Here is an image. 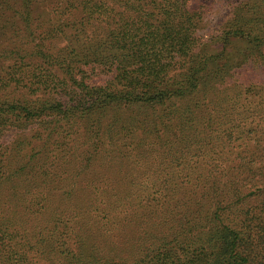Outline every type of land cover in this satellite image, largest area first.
<instances>
[{
  "label": "trees",
  "instance_id": "1",
  "mask_svg": "<svg viewBox=\"0 0 264 264\" xmlns=\"http://www.w3.org/2000/svg\"><path fill=\"white\" fill-rule=\"evenodd\" d=\"M48 1L0 0V34L70 42L46 48L45 35L4 53L19 54L0 67V264H264V110L241 100L264 102V81L239 84L264 73V0H55L50 19ZM216 4L219 35L198 54L195 34ZM65 143L74 168L50 185L68 181V198L51 211L78 219L63 242L70 213L53 225L41 216L45 150ZM102 203L101 223L89 213ZM30 214L41 220L25 243Z\"/></svg>",
  "mask_w": 264,
  "mask_h": 264
},
{
  "label": "rangeland",
  "instance_id": "2",
  "mask_svg": "<svg viewBox=\"0 0 264 264\" xmlns=\"http://www.w3.org/2000/svg\"><path fill=\"white\" fill-rule=\"evenodd\" d=\"M49 2L48 5V9L45 11V13L42 12L43 17H47L48 19H50V17L55 18V14H56V10H58L60 8V6H62V3H59L58 5H56V1L52 0L51 2ZM225 9L220 5V4H216L213 9L208 13V15L205 17V19L201 22V25L199 27V30L196 32L195 36L197 38L200 39L201 41V45L199 48V53H202V50L204 48H207L205 44H202V42H206L208 45L211 44L209 41L210 39L215 38L217 35V29L221 28L220 25V20L221 18H219L220 16H222L224 14ZM75 18V8L72 9V11L68 14H66L65 16H63V20H72L71 18ZM222 22V21H221ZM7 32H9L8 34H0V67H6V68H10V66L14 65L15 59L17 58L15 56H17L16 51H14L12 54H10V57L7 54H4L5 52L7 53V50H11L12 48H18L19 49V44L21 43L23 46L22 48H26V49H31V46L34 45L35 43H37L40 39V37H43L45 35H47V46L46 48H52V49H62L65 48L66 45H70L69 39L66 37H63L62 34H36L34 36H36V38H32V37H28L29 34H13L12 31L7 30ZM71 36H74V34H70ZM32 40V41H31ZM207 40V41H206ZM51 44V45H50ZM26 49H22L24 52H26ZM22 51L21 54H24ZM26 54V53H25ZM2 58H8L5 61L1 60ZM240 82L239 84L243 83V84H251V83H261L264 81V73H261V69L260 68H252V70H249L248 72H244L239 76ZM255 95V93H252L250 95L249 98H253ZM249 104H251V106L253 108H260L259 111L262 109L264 110V102L262 101H250V99L248 100H244L241 99ZM20 127V126H19ZM18 128L13 125V128H11L10 132L7 134V136H5L3 143L4 145L2 146V148H5L7 150H9V148L13 145L12 141L15 138V136H17L19 134V132L21 130H19L18 132ZM17 134V135H15ZM55 148V150L50 151L51 149ZM240 148L239 146H235V148L233 149V152H237ZM45 154L46 155H52L54 157H52L51 159L47 160L45 163V166H47L49 172L51 173V176L49 178V182L46 183V191L43 192V194L47 195V205L45 208V213L44 215H42L41 217L44 219V221L41 224H45L47 223L48 225H53V222L55 220L62 221L65 219L66 215L72 211V210H66L64 209V213L62 214L60 209H57L55 211H51V206L54 202H56V200L60 199L62 196L64 198H68L66 196V194H64V191L66 189V185L68 183V181H63L61 184V186L59 187V189H55L53 188L50 184L52 181L54 184L53 186L58 183L61 182L62 178H67L70 176V172L69 170H71L70 168L73 167L74 168V161H75V147H71V143H65L63 145H61L60 147L56 148V147H50L49 149L45 150ZM56 155V156H55ZM233 160V159H232ZM245 158H243V155H240L239 157H237L236 161H232L233 163L237 164L239 162L244 161ZM231 162V163H232ZM222 164V162H221ZM58 168V170H57ZM64 171V172H63ZM72 175V173H71ZM242 181V185L244 184H248L249 180L251 178L247 177L248 175L245 173H241L240 174ZM75 177V176H74ZM194 177H203L201 175V172L198 171V173L195 174ZM247 177V178H246ZM256 177H260L262 178L260 175H257ZM141 180V178L139 179ZM95 184L102 186V183L99 180H95L94 181ZM262 183V182H260ZM94 184V185H95ZM78 185V181L73 178L69 181V186L72 190V188H74V192L77 191V186ZM51 186V188H50ZM79 188V187H78ZM48 190H50V195H48ZM97 191V190H95ZM78 194L82 195L81 192H77ZM244 194H248L247 196H249V198H259L261 197V192L259 191L258 188L254 189L252 187H250V185H248V187H245L244 190ZM260 194V195H259ZM77 196V195H76ZM45 197V198H46ZM75 199V197H74ZM91 200V199H89ZM103 205H94L91 208L90 211V215H92L94 217V219L96 221L99 222H103L104 220V212L103 209L106 207V205L104 203H102ZM3 208V207H2ZM7 208V207H6ZM69 208V207H68ZM112 210V209H111ZM40 215H35V214H30V216H28V220L30 221L29 224L27 225V227H29V231H31V234H29V236H27V233H24V231L21 232V234L18 235V239L21 242L28 243V239H30V236L33 234V230H35V228L37 227L39 221L41 220ZM69 218L71 219L70 222H65L68 224V226L66 227V231L67 233H65L63 235L62 241H66L69 240L68 236L70 235L71 232H74L75 229V221L78 219V216H76V214H71ZM97 223V222H96ZM77 225V224H76ZM110 230V226H107V228L104 231H108ZM107 233V232H106ZM114 233V231L112 232ZM108 234V233H107ZM119 235V234H118ZM117 231H115V235L114 238L115 240H117ZM31 240V239H30ZM72 241V239H71ZM132 250H124L122 249L121 252L123 254L126 253H130ZM117 252V251H116ZM130 256L134 255V254H129ZM100 257H102L101 259L103 260L102 262L105 261V259H103V255L101 254ZM33 262H37L35 264H43V261H37L32 259ZM62 262H55V260L53 262H46V264H60Z\"/></svg>",
  "mask_w": 264,
  "mask_h": 264
}]
</instances>
